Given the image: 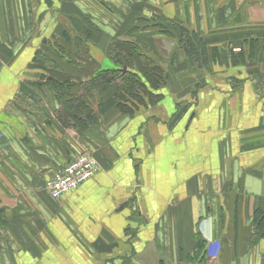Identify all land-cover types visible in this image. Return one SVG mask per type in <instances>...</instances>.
<instances>
[{
  "label": "crops",
  "instance_id": "1",
  "mask_svg": "<svg viewBox=\"0 0 264 264\" xmlns=\"http://www.w3.org/2000/svg\"><path fill=\"white\" fill-rule=\"evenodd\" d=\"M55 1L73 6L75 16L97 9L90 17L108 40L131 29L136 31L130 36L140 35L131 22L143 16L141 4L156 12L154 0L45 3ZM255 3L195 0L183 13L179 7L181 20L223 59L199 66L176 37L163 36L174 41L175 57L166 66L167 85L156 91L159 100L136 102L125 112L113 90L87 94L73 86L71 93L82 95L74 111L96 116L84 129L61 124L55 113L62 101L54 92L43 95L46 105L21 94L16 71L27 70L28 53L17 55L13 47L3 55L0 264H264V239L250 244L253 211L257 203L264 207V49L250 50L264 40V0L259 12ZM120 15L127 18L123 27L115 24ZM222 29L227 34L220 35ZM15 36L10 29L8 37ZM251 37L245 62L222 50L229 40L241 47ZM257 54L249 66L246 59ZM253 68L261 74L258 85L238 73L249 75ZM80 73L89 79L85 69ZM83 150L97 158L100 169L77 189L52 198L47 182ZM197 235L207 241L200 255Z\"/></svg>",
  "mask_w": 264,
  "mask_h": 264
},
{
  "label": "rangeland",
  "instance_id": "2",
  "mask_svg": "<svg viewBox=\"0 0 264 264\" xmlns=\"http://www.w3.org/2000/svg\"><path fill=\"white\" fill-rule=\"evenodd\" d=\"M8 1V6H0V59L3 58V55H7V52L11 51L13 47L15 48L17 55L28 53L25 57L26 60L31 56V61L27 70H18L16 73L23 87L20 88L21 94L25 93L33 96L32 104L39 105V97L44 105L47 104V102L44 101L43 95H45V92L48 90L54 92L51 89V82L49 80L50 76L65 80L64 77H68V74H70L71 81L75 83L74 86H76L75 88H77L78 91L82 90L87 94L91 93L92 91L86 90L87 87L85 88V85L82 84L85 76L80 72L85 69V73L88 75L89 79L95 76H100L103 79L105 77L107 79L106 81L111 82L112 88L110 91L113 90V93L119 90V88H116L115 86H119V84L122 83L127 85V81L133 77L134 79L144 82L146 85V91H144L143 88H136L135 91L139 94L141 99L142 97L145 99L147 105H152L158 100V98L155 101H151V93H156L158 89L154 90L155 88L150 86L149 82L146 80L145 74L149 73L152 67L155 68L158 65H161L165 71L168 64L173 65L172 61L173 57H175V52H173L174 41L163 38V36L172 37L167 32H174L170 20H179L186 24L179 16V7H181L180 9L183 13V7L186 8L185 5H187V8H189L195 0H154L156 4V12H149L147 4H141L142 11L144 12L142 13L140 10V13L143 16H137V19L133 18L131 22V24L138 29L137 31L140 35L135 37L130 36L131 33L136 31L131 29L129 35L109 40L104 39L100 32L101 26L95 24L90 17L91 15L89 13L96 15L95 10L97 9H93L91 12H83L81 10L82 12L77 14V16H79L77 17L75 16L76 13H73V6L63 5L59 1H55L53 4H46L45 1L47 0ZM142 1L144 2V0ZM101 8L107 10L105 7ZM253 8L259 12V0H256ZM4 9L5 13L6 10L8 11L7 16L10 20L4 18L5 13L2 12ZM134 9L135 6H133V13L135 12ZM112 10V8H108V11L112 12ZM128 10L129 9L125 7L124 11L127 12ZM174 10L176 11V15L171 16L167 12ZM3 18L4 20H2ZM24 18H26V20L21 21ZM127 23V18L123 15H120L115 22V24L122 27ZM188 27L195 29V27L190 24ZM10 29H15V38L8 37ZM222 30L223 31H220V35L227 34L224 29ZM148 31H151L153 36H146L145 33ZM153 31L155 33H153ZM89 34L92 35V38L90 39H88ZM254 35L257 36L259 34ZM252 37L245 40V43L242 42L241 47H235L234 40H229L225 44V49L222 48V50L224 52L237 53H233L237 55V61L245 62L243 55L249 48V42H251ZM205 39L209 42L207 38ZM216 41L219 42V40ZM254 41H259V39H255ZM112 42L115 44L114 46H112ZM154 42H156L155 45L157 46V50L154 46L152 47V43ZM171 44L172 46H170ZM117 45L119 46V50L115 49ZM178 45H180L179 41ZM259 49H264L263 39L261 45L257 42L253 44V47L251 45L250 48L253 52ZM135 50L136 53L134 55V60L131 56H128L127 58L128 65L122 66L121 64L116 63L114 55L117 56L120 52L129 55ZM248 54L251 55L250 53ZM259 54L254 58L248 57V59H246L249 61V66H253V63L258 60ZM223 55L224 54H214L212 59L214 58L215 61L222 60ZM95 69L96 72L94 73L93 71H95ZM249 72L252 73H249L248 75L247 71H245V74L238 71V73H242V75H247L248 78L256 79V84L258 85L262 80L259 70L253 68L252 71ZM169 77L170 76L166 74L167 79L164 86L167 85ZM41 81H43L44 84H42ZM25 89L28 92H25ZM257 89L259 88L257 87ZM74 94L77 95L80 94V92ZM128 97L130 105L133 104L132 101L136 103L138 100V98L134 96L130 97L128 95L127 98ZM80 100H82L81 97ZM81 103L84 105L83 101ZM19 104L22 105V103ZM48 104L50 105V109H56V106H51L50 101H48ZM92 106L97 109L95 105L92 104ZM82 109L81 105H79V110L83 111ZM85 109L87 110V108ZM88 109L93 110L90 106ZM55 115L63 125L62 121L65 118L64 108L63 103L60 101L59 109L56 110ZM258 206L263 207L260 203H257L256 207ZM252 238L250 239V244H255L262 240L259 239L256 242H253ZM261 255L264 257V247L262 248Z\"/></svg>",
  "mask_w": 264,
  "mask_h": 264
},
{
  "label": "trees",
  "instance_id": "3",
  "mask_svg": "<svg viewBox=\"0 0 264 264\" xmlns=\"http://www.w3.org/2000/svg\"><path fill=\"white\" fill-rule=\"evenodd\" d=\"M170 24L173 26L174 32L167 31L170 36H174L178 39L181 47L184 49L187 56L191 59H193L199 66H203L208 64L213 55L217 54V52L213 53V49L209 46L208 42L206 41L205 37L202 33L195 29L189 28L186 24L179 20H170ZM92 38V35L89 34L88 39ZM113 43V42H112ZM117 43V42H116ZM115 44L113 43L112 46ZM116 50H119V46L115 48ZM136 53V50L132 53L124 54V53H118L117 56L114 55L115 61L118 64L128 65L127 58L128 56H131L134 60V55ZM131 58V59H132ZM166 71L163 69V67L160 65L156 66L155 68L152 67V69L149 71V73L145 74L146 80L149 82L150 86L152 88L159 89L162 86L166 84ZM68 74V73H67ZM123 74V73H122ZM69 77V78H68ZM68 77H64L65 80L50 76L49 80L51 82L48 83L51 85V89L55 92L58 99H60L63 103L64 108V119L62 121L63 126H75L79 128H86L89 123H93L95 121L96 116L93 114H88L85 117L79 116L74 110L75 105L78 101H80V97L82 98V95L80 94H72L71 88L75 85L73 81H71L70 75ZM107 79L104 77V79L100 76L90 78L89 80H84L82 82L83 85H85L86 90L93 91V90H101L102 92L110 91L112 88V84L109 81H106ZM127 81V80H126ZM116 88H119L118 91H116L115 97L118 102V106L121 110L125 112H132L133 107L129 103V95L130 97L134 96L137 97V102L144 103L145 99L142 97L140 98L139 94L135 91L136 88H143L144 91H146V85L144 82L134 79V77L127 81L126 84H119V86H115ZM152 99L151 101H155L157 98L159 100L160 95L157 93H151ZM79 96V97H78ZM148 96V94H147ZM146 97V96H145ZM157 100V101H158ZM133 105L135 104L134 101H132ZM135 106V105H134ZM62 119V118H61ZM3 209H0V225L4 224L5 220L3 219ZM253 223L256 226V233L253 235L252 241L256 242L259 239H264V208L261 206L256 207L253 213L252 217ZM195 246L198 250L199 255L201 252L203 253L206 246L207 241L201 236L197 235L195 237Z\"/></svg>",
  "mask_w": 264,
  "mask_h": 264
},
{
  "label": "built area",
  "instance_id": "4",
  "mask_svg": "<svg viewBox=\"0 0 264 264\" xmlns=\"http://www.w3.org/2000/svg\"><path fill=\"white\" fill-rule=\"evenodd\" d=\"M99 169L100 163L97 158L83 150L47 182L46 188L52 198L60 199L91 179Z\"/></svg>",
  "mask_w": 264,
  "mask_h": 264
},
{
  "label": "water",
  "instance_id": "5",
  "mask_svg": "<svg viewBox=\"0 0 264 264\" xmlns=\"http://www.w3.org/2000/svg\"><path fill=\"white\" fill-rule=\"evenodd\" d=\"M126 68V67H125Z\"/></svg>",
  "mask_w": 264,
  "mask_h": 264
}]
</instances>
